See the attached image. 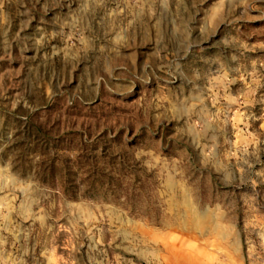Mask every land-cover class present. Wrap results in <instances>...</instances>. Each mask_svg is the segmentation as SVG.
<instances>
[{
	"label": "rangeland",
	"instance_id": "rangeland-1",
	"mask_svg": "<svg viewBox=\"0 0 264 264\" xmlns=\"http://www.w3.org/2000/svg\"><path fill=\"white\" fill-rule=\"evenodd\" d=\"M0 264H264V0H0Z\"/></svg>",
	"mask_w": 264,
	"mask_h": 264
}]
</instances>
